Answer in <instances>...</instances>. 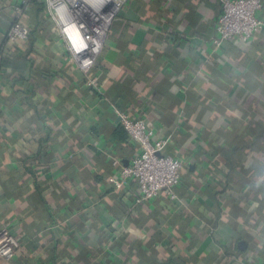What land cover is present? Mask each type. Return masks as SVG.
Segmentation results:
<instances>
[{
	"label": "crops",
	"instance_id": "1",
	"mask_svg": "<svg viewBox=\"0 0 264 264\" xmlns=\"http://www.w3.org/2000/svg\"><path fill=\"white\" fill-rule=\"evenodd\" d=\"M23 5L0 0V231L20 244L10 264H264V29L215 51L221 0H128L97 93L47 10L26 16L32 40L6 45ZM115 110L183 162L175 199L138 204L136 180L115 187L139 153Z\"/></svg>",
	"mask_w": 264,
	"mask_h": 264
},
{
	"label": "built area",
	"instance_id": "2",
	"mask_svg": "<svg viewBox=\"0 0 264 264\" xmlns=\"http://www.w3.org/2000/svg\"><path fill=\"white\" fill-rule=\"evenodd\" d=\"M49 19L55 24L67 53L84 75V85L99 93L101 75L97 62L102 53L111 26L128 0H42ZM25 5L15 7V16L7 34V44L15 45L28 40L25 29ZM222 13L216 24L217 37L212 41L215 51L226 42H247L264 29L259 16L262 0H221ZM93 9V10H92ZM1 74V64H0ZM119 123L131 141L139 146V153L131 166L122 169V180H112L121 189L126 179H134L140 188L138 204L149 202L167 192L175 199L174 190L182 183L184 164L180 159L164 153L168 141L156 139V131L143 119L133 118L125 111L115 110ZM115 165L118 161L114 162ZM20 250V244L5 227L0 231V257L10 264Z\"/></svg>",
	"mask_w": 264,
	"mask_h": 264
},
{
	"label": "trees",
	"instance_id": "3",
	"mask_svg": "<svg viewBox=\"0 0 264 264\" xmlns=\"http://www.w3.org/2000/svg\"><path fill=\"white\" fill-rule=\"evenodd\" d=\"M45 12L46 6L44 3H38L36 0H30L26 15L30 19L32 18L33 20H37L39 22V20H42V16H44ZM28 40H32L31 36H29Z\"/></svg>",
	"mask_w": 264,
	"mask_h": 264
},
{
	"label": "bare ground",
	"instance_id": "4",
	"mask_svg": "<svg viewBox=\"0 0 264 264\" xmlns=\"http://www.w3.org/2000/svg\"><path fill=\"white\" fill-rule=\"evenodd\" d=\"M93 10V9H92Z\"/></svg>",
	"mask_w": 264,
	"mask_h": 264
}]
</instances>
